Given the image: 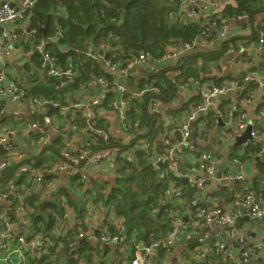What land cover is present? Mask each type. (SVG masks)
I'll list each match as a JSON object with an SVG mask.
<instances>
[{
	"label": "crops",
	"instance_id": "obj_1",
	"mask_svg": "<svg viewBox=\"0 0 264 264\" xmlns=\"http://www.w3.org/2000/svg\"><path fill=\"white\" fill-rule=\"evenodd\" d=\"M178 1L176 4L178 9L176 12L173 11L171 16L180 22H196L199 26L205 23V19L190 20L186 12L188 5L184 4V0ZM5 2L18 9H21L23 4L21 0H0V3ZM200 2L208 5L211 10L214 9L213 4L221 8L226 4L233 6L238 4V0ZM45 26H49V23L41 27ZM7 29L14 36H10L6 42L8 49L0 58V68L7 70L11 80L22 84L28 92V97L22 102H12L8 97L0 99V137L9 129H17L16 142L19 148L17 147L16 152L19 154L21 152L24 160L19 161L16 155L11 157V164L17 165L18 169L11 178L0 181V189L3 190H0V194H7L6 198L4 195L0 196V210L6 212L7 217L13 222L14 231H22L26 237L30 236L32 244H29L30 250L26 251L25 264H68L72 259H77V264H129L130 259L136 255L137 246L160 242L165 237L168 222L170 223L174 214L182 216L189 230L170 249L152 252L149 255V264H207L209 260L213 261V258L216 259L215 264H238L235 258L254 246H260L261 250L252 253L248 264H264V218L247 220L243 214L233 226L216 221L202 224L199 221L204 220H199L195 216V210L198 208L210 213L219 207L226 214L233 213L241 208V200L249 192L254 194L264 209V154L260 155V144H251L243 154H239L241 145L233 149L237 140L249 127L250 132L264 129L262 108L264 87L252 92L248 98L240 97L235 91L225 96L218 95L208 111L198 113L196 120L191 119L195 105L201 101L203 93L214 86L213 84L234 90L232 88L240 84L248 74L264 82V42L260 43L261 37L264 39V13L255 16L254 19L245 16L220 17L218 29L207 38L200 37L198 47L184 56L185 65L181 73H184L186 79L179 83L175 95L173 94L169 101L164 100L160 103L157 114L148 112L150 117H156V124L153 125L152 118L148 121L142 120L134 112L139 120L131 124L133 126L131 129L122 126L120 112L112 105L120 97L116 88H103L97 83L79 84L75 88H63L64 91H57L56 95H48L46 90L50 83L49 75L45 71L46 68L43 69L42 56L32 37L34 34H29L30 21H17L8 25ZM2 30L0 48L4 41ZM55 31L56 37L44 40L46 49L54 56L57 55V51L63 55L68 54L70 48L58 42V37L63 33L60 25ZM184 41L187 40L178 39L172 47ZM225 42H228L229 46L224 51ZM111 49L112 46L108 44L95 45L94 40L90 39L83 54L98 61L103 71L116 81L115 79H121L119 66L123 65V62L116 63L117 70L107 64L106 59ZM78 58L81 61V58ZM56 59L58 68L67 64L64 69H72L69 66L73 64L70 63L72 57L68 61L64 59L61 61L58 57ZM176 66L160 64L149 58L137 63L129 78L120 81L126 86L128 84L130 94L136 93L145 85H153L164 76L170 79L174 76L177 78L180 70L174 71L173 68ZM192 69H196L195 73ZM32 97L57 101L60 107L53 109L52 104L44 108L37 106L33 112L29 102ZM95 100H99L100 104L94 105ZM79 103L81 105H77ZM218 110L223 113L219 122L216 116ZM243 114L246 115L247 124L240 129L238 126ZM34 123H38L37 128H33ZM91 123L104 129L115 146L97 147L98 143L90 133ZM184 124L191 128L190 143L194 150H190L187 144H178L179 149L176 148L178 153L175 156L178 164L174 170H170V164L164 161L167 146L165 142L168 139L179 141L177 130ZM42 140H46L47 144H43ZM147 143L150 145L149 148ZM45 146L51 148L43 152ZM55 148L59 149V156L55 155ZM67 152L72 154L93 152L96 155L109 154L110 157L101 164L90 167L86 171L85 179L79 177L77 179L67 170L59 168L58 163ZM127 154L131 161L136 163V170L122 169L123 164L128 163L125 161ZM203 154L213 155L217 160L216 174L213 178L207 176L208 163L202 160ZM226 154H229V162L223 165ZM236 156L240 157V164L233 161ZM1 157L3 154L0 150ZM140 161H144L143 164ZM18 162L30 166L31 171L21 173ZM39 166H46L49 180L54 182V185L47 183V180L36 183L32 181L33 171ZM221 167L222 177L218 175ZM141 172L147 174L144 185L135 178L144 175ZM240 172L244 174L241 180L235 178ZM21 176H24L25 183L19 182ZM202 178H209L203 190L190 186L191 180ZM135 180L140 187L139 192L133 189L132 183ZM12 181L13 188H8ZM163 182L166 186L160 188L159 200L151 203L146 200L156 197V190H153L151 185L158 189L159 185L163 186L161 184ZM125 187L131 190L132 196L137 200L144 201L138 211L151 208L148 216L156 221L159 229L164 227L166 231H161L158 235L152 233L147 237H142L137 229L128 233L131 223L135 220L130 222L117 210L118 202L124 206L125 203L129 207L131 205L122 200V193H127L123 191ZM178 191L183 192L184 199L175 205L169 195ZM117 192H120L121 198L119 194L116 196ZM194 199L199 202L196 206L192 205ZM146 201L149 202L147 205ZM156 202L159 207L155 206ZM20 207L25 209L22 215ZM58 208L62 209L63 214L65 212L69 214L62 226L61 215H55ZM164 211L167 213L166 216L163 215ZM36 212L44 214L46 219L48 214L52 213L51 216L54 215V220L56 219L55 224L47 226L46 222L41 220V224L34 226L31 221ZM64 225L68 233L66 239H63L66 233ZM34 231H37V234L31 236ZM81 232L85 238L78 237ZM101 233L119 235L121 240L117 243L102 244L99 239L89 236L93 234L97 237ZM3 234V228L0 227V241ZM200 236L205 237L201 243L198 242ZM217 243L232 249L233 255L227 260H224L222 254L214 255L210 248Z\"/></svg>",
	"mask_w": 264,
	"mask_h": 264
},
{
	"label": "trees",
	"instance_id": "obj_2",
	"mask_svg": "<svg viewBox=\"0 0 264 264\" xmlns=\"http://www.w3.org/2000/svg\"><path fill=\"white\" fill-rule=\"evenodd\" d=\"M178 2V0H37L33 7L29 8L24 13V16L17 21H30V30H37L36 42H39L38 40L44 41L50 37H56L57 34L55 29L60 25L61 32L63 33L58 37V42L61 45L69 47L70 50L68 54L66 53L64 55L57 51L56 56L61 61L63 59L68 61L69 58L72 57L73 60H70V63L72 62L73 64L69 66L72 67L73 76L70 79L66 77L49 76L50 83L46 91L49 93L48 95L53 96L56 95L57 91H64L63 88H75L79 86V84L92 85V83H97L105 88L101 82L102 79L108 81L112 80V77L103 71L98 61L92 60L89 56L83 54L85 45L90 39L94 40L95 45L103 44L106 46V44H108L112 46L106 60L115 65H117L116 63L123 62V65L119 66V68H122L129 60L138 58L141 53H150V57L157 61L162 55L170 52L169 49H173L172 44L177 43L178 39L193 41L195 38L199 39L202 37L205 34L204 32L206 30L208 31V27H210L212 20H205L202 26H199L196 22L178 21V19L171 16V13L173 11L176 12L178 9V7H176ZM263 13L264 0H238L237 5L233 6L231 4H226L220 11L219 16L221 18L245 16L254 19L255 16H259ZM207 21L208 23H206ZM218 21L220 23V19H218ZM47 23H49L48 30L44 32L41 26ZM5 28H7V26H5ZM1 29H4V25H0V30ZM213 32L214 28H211V35ZM87 37L90 38L87 39ZM228 42L224 44V51L230 44V42L229 44ZM78 57L81 58V61ZM184 62L183 60L179 63L183 64L182 66L179 67L177 64V66L173 68L174 71L176 69L180 70L177 78L174 76L170 79L164 76L155 81L153 85L159 87V92L155 94L148 92L143 97H136L129 100L126 117L131 124L138 122L139 118L146 121L151 118L149 113H153L150 112L149 104L153 97L158 98L162 102L164 100L169 101L173 94L175 95V90L179 83L186 79L184 73H181V69L185 65ZM56 64L58 65V61ZM66 66L67 64L64 66L60 65L59 68L64 69ZM192 70H194L193 72L195 73L196 69ZM189 76H192V74H189ZM62 83H65V85H62ZM255 87V84L247 85L245 97L248 98V96L252 94V89ZM262 108H264V105ZM134 112L138 114L139 118L136 117ZM141 115L142 117H140ZM91 125L97 126L93 123H91ZM90 133L92 137L96 139L98 143L97 147L102 145L108 147L115 146L113 140L104 142L105 140L101 137L96 136L92 132ZM139 137L140 136H137V138ZM50 148L51 147L48 146L43 147V152H47ZM58 150V148L54 149L56 156H59ZM143 162L144 161H140L141 164H143ZM135 164L136 163H133V161L132 163H124L122 169L131 168L136 170ZM17 169V165L10 164L0 178V181L11 178ZM141 174L144 175H138V177L136 176L135 178L140 180L141 185H144L147 174L145 172H141ZM49 178L48 172H45L43 180H49ZM75 178L78 179V176ZM128 179L132 178H127V180ZM20 181L24 182V176L20 177L19 182ZM28 184L30 185V183ZM161 184H163V186L159 185L158 189L151 185L153 190H156V197L153 199H146L149 200L150 203L159 200L158 192L161 187L164 188L166 186L165 182ZM123 191L127 192L122 193L123 201H128L129 205H131L128 211H126V206L118 202L117 210L120 214L125 215L130 222L135 220L134 223H131L128 233L133 229H137L142 237H147L152 233L158 235L161 231L165 230L164 227L159 229L156 221L148 216V213L151 212V208L138 211L143 205L144 201L142 199L137 200V198L133 197L128 187H125ZM66 194L68 195V192ZM148 203L149 202L146 201V205ZM156 205H158L157 202L155 206ZM55 212L56 216L61 215L60 217L63 218L61 208H58ZM51 215L52 213H49L46 219L44 214L36 212V216L33 217L34 220L32 219L31 222L34 226H37L41 224L40 221L42 220L46 222L47 226H52L54 223V215ZM163 215H167L166 211L163 212ZM219 259L221 260V257ZM215 261L216 259L213 258V261H208L207 264H215ZM68 264H77V259H72L71 263Z\"/></svg>",
	"mask_w": 264,
	"mask_h": 264
},
{
	"label": "built area",
	"instance_id": "obj_3",
	"mask_svg": "<svg viewBox=\"0 0 264 264\" xmlns=\"http://www.w3.org/2000/svg\"><path fill=\"white\" fill-rule=\"evenodd\" d=\"M23 2L22 8L18 9L17 7H13L9 2L0 3V25H4V29L2 31V35L4 37V41L1 43L0 48V58H2L8 49V43L7 40L10 39V36H14L9 32L5 26H8L11 23H14L19 18L24 16V13L33 5L36 3L37 0H21ZM184 4L188 5V9H186L187 16L190 20L197 21V20H212L210 23V27H208V31L206 30L204 35L202 37L207 38L211 35V28H214L215 30L219 27V21L220 19L219 13L222 10L220 6H217L213 4L214 9H209V6L206 4H202L200 0H184ZM217 17V18H215ZM208 23V21L206 22ZM29 34H34L32 36L34 39L36 38L37 30L32 29L29 31ZM222 35H224V32H222ZM36 40V39H35ZM264 39L261 37L260 43H263ZM200 43V40L198 38H195L193 41H184L177 45H174L173 50H170V52L165 53V55H162L157 62L160 64H166V65H177L179 64L184 56L188 53L193 51L198 47ZM182 44V45H181ZM35 46L39 53L42 56V66L45 71H47L49 76H56V77H66L67 79L72 78L73 71L72 69H63L58 68L56 66L57 59L56 57L46 49V45L44 41L35 42ZM151 58L150 53H141L138 58L135 60H129L125 66L120 68L121 73V79H115L116 81H108L105 79H102L103 86L105 88H116L117 91L120 93V97L112 103L113 107L120 112V122L122 126L125 129H131L132 125L129 122V120L126 117V110L128 109V102L132 98L136 97H143L146 93L152 92L157 93L159 92V87L155 85H145L142 89H140L136 93L128 94L127 88L123 81L126 77L129 78L131 71L134 69V66L139 63L143 62L147 59ZM107 64L111 66L112 68H115L117 70V66L113 64L112 62L108 61ZM127 78V79H128ZM249 84H255L256 87L252 89V92L258 90L260 87H264V82L261 81L259 78L252 74H248L243 78L242 83L237 84L235 88H232L234 90L228 89L227 86H214L212 88H208L202 95L201 101L196 104L195 111L191 115L192 120H196V117L198 116V113L200 112H206L214 103L215 97L218 95H225L228 94L230 91H235L238 93L240 97L245 96V89H247V85ZM62 85H65V83H62ZM8 97L11 99L12 102H22L28 97V92L23 88V86L20 84L19 81L11 80L7 75V70L5 68H0V99ZM30 105L32 107L33 112H35V107H46L50 104L54 106H59L60 104L57 101L52 100H41L38 97H32L29 100ZM99 100L94 101V105H99ZM1 105V104H0ZM77 105H81L80 103ZM160 105V100L158 98L153 97L151 99V102L149 104L150 111L154 114L158 113V107ZM63 109H67V107H62ZM222 113V112H221ZM223 116V113H222ZM242 121L239 124V128L242 129L247 124V118L246 115L243 114L241 116ZM38 123L33 124V128H37ZM91 132L95 134L96 136L101 137L104 142H109L110 136L109 134L104 130L97 126H91ZM179 134V141H172L170 139L166 140V154L164 157V161L167 162L169 165L170 170H174L177 167L178 159L175 158L176 151L178 144H187L190 150H194V146L190 143L191 138V128L188 124L182 125L178 130ZM18 131L15 128L9 129L7 132L3 134V136L0 137V150L3 154V157L0 158V178L2 177L5 170L8 169L9 165L11 164V157L12 155H16L17 159L19 161H24L22 159L23 155L19 152L17 153V139ZM43 141V140H42ZM260 144L261 146V154H264V129L261 131L257 130H251L250 132V138L246 139L242 145L241 150L239 151V154H243L246 149H248L251 144ZM43 144H47V141L44 140ZM147 147L149 148L150 145L147 143ZM19 148V147H18ZM117 148V147H114ZM118 149V148H117ZM108 154V153H105ZM126 159L128 161H131L132 159L128 157V154L126 155ZM110 155H96L93 152L89 153H66L65 156L62 158L61 162L58 163L60 169L67 170L71 176L79 177L82 179H85L87 177L86 171L95 165L101 164L103 161L107 160ZM202 160L206 161L208 165L206 166V172L207 176L209 178H213L216 174V164L217 160L209 154H203ZM233 161L237 164H240V157L236 156ZM20 163V172L21 173H27L31 171V167L27 166L21 162ZM45 172H48L46 170V166H39L36 167L33 171V182H41L43 180V175ZM209 178H202L198 180H191L190 186L193 188H198L199 190H203L205 186L207 185V181ZM235 178L241 180L244 178V174L240 172L235 176ZM47 183L54 185V182H51L50 180L46 181ZM14 181L10 182L8 184V188H13ZM4 195V198H6L7 194H0ZM3 197V196H1ZM184 194L183 192H174L169 195V198L172 200V203L175 205H178L183 201ZM198 200L194 199L192 201V205L196 206L198 204ZM24 208L20 207L21 215L24 213ZM195 216L199 220V223H206L210 224L213 221L227 224V225H233L238 222L239 218L245 214V216L255 220V219H261L264 218V209L260 206V204L257 202V200L254 197V194L249 192L246 193L243 196V199L241 200V208L236 210L233 213L226 214L223 212V210L219 207H216L213 209L210 213H208L205 209L198 208L195 210ZM69 217V214L65 212L63 214V218L60 221V225H63L64 220H66ZM25 221V220H24ZM54 220V224H55ZM202 223V224H204ZM0 227L3 228L4 234L3 238L0 241V264H25V261L27 260V254L26 251L30 250L29 244H32V241L29 240L30 236L27 237L22 233V231H14L13 230V222L10 220V218L7 217L6 212L0 210ZM65 234L63 236V239H66L68 236L66 226L64 225ZM235 231H237L236 228H234ZM189 229L187 226H185V223L182 219V216L179 214H174L172 217V220L170 221L168 225V230L165 235V237L160 241L150 242L149 246L139 245L136 247V255L131 260L129 264H149L148 259L149 255L158 250V249H170L176 242H179L182 239V236L188 231ZM37 234V231H34L31 236H34ZM91 238L99 239L100 243H109V242H119L121 240V237L116 234H108V233H101L99 236L96 237V235L90 234ZM79 238H85V235L83 232H81L78 235ZM62 239V240H63ZM205 240V237L200 236L198 238V242H203ZM212 252H214V255L222 254V257L224 260H227L229 257L233 255L232 249H227L222 243L215 244L212 248H210ZM260 246H254L253 248H250L248 250H245L242 252L240 257L235 258L236 263L238 264H248L252 253L256 251H260ZM223 260V261H224ZM212 262V260H209Z\"/></svg>",
	"mask_w": 264,
	"mask_h": 264
},
{
	"label": "water",
	"instance_id": "obj_4",
	"mask_svg": "<svg viewBox=\"0 0 264 264\" xmlns=\"http://www.w3.org/2000/svg\"><path fill=\"white\" fill-rule=\"evenodd\" d=\"M47 27L48 26H45L44 28H42V30L44 31V32H46V29H47ZM230 92H232V91H230ZM229 92V93H230ZM53 107H55V108H58L57 106H51V108H53ZM54 109V108H53ZM198 117V116H197ZM250 129H251V127H249L248 129H247V131H246V133L245 134H243L240 138H239V140H237V142H236V144L233 146V149H235V148H237V147H239L247 138H250ZM229 162V154H226L225 155V161L223 162V165H225V164H227ZM218 175L220 176V177H222V175H223V167H221L220 168V170H219V173H218ZM185 181V180H184ZM187 181V180H186ZM246 219L247 220H249V217H247L246 216ZM255 220H259V219H255ZM147 246H149V244H147Z\"/></svg>",
	"mask_w": 264,
	"mask_h": 264
},
{
	"label": "rangeland",
	"instance_id": "obj_5",
	"mask_svg": "<svg viewBox=\"0 0 264 264\" xmlns=\"http://www.w3.org/2000/svg\"><path fill=\"white\" fill-rule=\"evenodd\" d=\"M223 96H225V95H223ZM221 97V96H220ZM152 118V120H153V125L154 124H156V122H157V119H156V117L155 116H152L151 117ZM183 147V146H182ZM182 147H180V148H182ZM177 149H179V148H177ZM176 149V155H177V153H178V150ZM149 154V153H148ZM132 186H133V189L134 190H136V191H138L139 192V190H140V187L136 184V180L132 183ZM54 193H58L59 194V192H54ZM120 195V192H117L116 193V196L117 195ZM119 198H121V195H120V197ZM123 200V199H122ZM123 202H126V201H123ZM128 202V201H127ZM125 209H126V211H128V209H129V206H128V204L127 203H125Z\"/></svg>",
	"mask_w": 264,
	"mask_h": 264
},
{
	"label": "flooded vegetation",
	"instance_id": "obj_6",
	"mask_svg": "<svg viewBox=\"0 0 264 264\" xmlns=\"http://www.w3.org/2000/svg\"><path fill=\"white\" fill-rule=\"evenodd\" d=\"M250 97H251V95H249ZM160 103H161V101H160ZM222 111H216V116H217V121L219 122L220 120H222V113H221ZM242 145V144H241Z\"/></svg>",
	"mask_w": 264,
	"mask_h": 264
},
{
	"label": "clouds",
	"instance_id": "obj_7",
	"mask_svg": "<svg viewBox=\"0 0 264 264\" xmlns=\"http://www.w3.org/2000/svg\"><path fill=\"white\" fill-rule=\"evenodd\" d=\"M178 65H180V64H178ZM126 86V85H125ZM128 87V84H127V86H126V88ZM137 91V90H136ZM130 91H129V89L127 88V93L130 95V93H129ZM138 92V91H137ZM125 161L126 162H132V161H128L127 159H125Z\"/></svg>",
	"mask_w": 264,
	"mask_h": 264
}]
</instances>
